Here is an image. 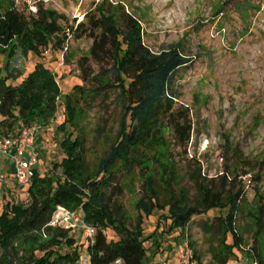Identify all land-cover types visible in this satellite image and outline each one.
Masks as SVG:
<instances>
[{
	"label": "trees",
	"instance_id": "trees-1",
	"mask_svg": "<svg viewBox=\"0 0 264 264\" xmlns=\"http://www.w3.org/2000/svg\"><path fill=\"white\" fill-rule=\"evenodd\" d=\"M122 15L118 17L116 9L103 3L77 24H69L65 15L42 3L26 14L15 0H0V54L6 56L8 69L6 75L0 73V127L11 131L19 120L49 123L61 90L56 74L39 58L44 48L47 53L49 47L62 49L69 37L93 40L90 56L80 61L81 68L87 72L89 59L100 66L93 77L96 89L116 90L121 110L115 139L109 140L97 166L90 169L84 140L78 135L73 138L77 128L66 127H77L81 110L76 111L78 100L73 91L84 93V86L76 84L64 96L67 116L56 129L69 131L60 142L64 156L43 175L35 168L32 182L24 185L28 191L25 202L12 198L6 187L7 192L1 194L0 264H74L81 258L84 242L77 240V231L50 225L58 205L72 210L82 207L86 221L96 227L95 242L87 246L92 264H149V254L157 250L146 244L154 240L158 229L146 235L144 223L156 212H161L158 221L183 232L195 216L213 209L223 211L201 223L204 234L217 242L214 257L218 264H227L245 246L237 217L247 182L237 175L231 178L227 170L217 185L199 169L192 176L194 197L177 183L174 147L188 146L194 128L189 109L176 107L171 86L194 57L178 45L153 52L143 40L139 22L130 14ZM19 48L26 57L33 54L36 62L20 83L13 84L9 80ZM170 133L175 144L167 140ZM57 167L63 169L62 175H56ZM136 175L144 182L135 204L138 214L132 220L120 199L126 180ZM257 212L255 243L248 255H254L255 264H264V201Z\"/></svg>",
	"mask_w": 264,
	"mask_h": 264
},
{
	"label": "rangeland",
	"instance_id": "rangeland-1",
	"mask_svg": "<svg viewBox=\"0 0 264 264\" xmlns=\"http://www.w3.org/2000/svg\"><path fill=\"white\" fill-rule=\"evenodd\" d=\"M20 11L34 12L38 4L63 14L69 24L83 20L85 13L100 4L117 10V16L130 14L141 26L145 44L155 53L178 45L194 57V62L179 71L172 83L176 107L188 108L193 122L191 141L186 147L174 148L178 186H185L191 196H196L192 176L201 170L218 185L222 174L229 170L230 176L246 183L245 198L241 203L237 225L243 233L245 246L227 264H255L254 255H248L256 234L255 215L264 201V0H15ZM117 6L123 7V9ZM93 40L88 37H69L62 49L48 48L49 52L39 58L52 69L59 81L61 96L57 110L49 123L32 121L37 127L34 145L38 151L35 168L38 174L54 166L64 156L60 142L66 132L56 130L67 113L64 96L76 84L84 86V93L73 91L78 100L77 127L67 125L73 138L79 136L86 145V157L90 169H95L99 158L114 140L119 128L120 107L115 100L116 90L96 89L93 77L101 70L91 59L84 73L80 61L90 56ZM12 79L18 84L34 68L36 58L26 57L19 48L15 53ZM6 56L0 54V73L6 75ZM18 78H14V77ZM89 78V79H88ZM79 98V99H78ZM2 120V117H0ZM18 122H21L20 120ZM167 140L175 144L174 134ZM173 144V145H174ZM56 175L63 169L57 167ZM14 180V178L12 177ZM162 183L161 179L157 180ZM143 179L136 175L125 182V191L120 199L128 215L134 220L138 214L136 201L141 197ZM258 194L255 195V188ZM9 194L18 202L27 199V187L12 184ZM163 194L161 197L164 199ZM0 196V208L3 206ZM85 214L82 207L74 209ZM216 209L208 214L195 216L182 232L172 230L161 212L145 219V234L157 230L153 241H147L157 252L150 255L149 264H167L187 243L199 254V261L218 264L214 257L217 242L204 234L201 223L212 221ZM158 224V225H157ZM158 228H157V227ZM112 236V232L108 233ZM77 240L83 241L81 257L88 255V241L77 232ZM230 241V239H229ZM184 246V245H183ZM218 250V249H217ZM22 252H19L21 255Z\"/></svg>",
	"mask_w": 264,
	"mask_h": 264
},
{
	"label": "built area",
	"instance_id": "built-area-1",
	"mask_svg": "<svg viewBox=\"0 0 264 264\" xmlns=\"http://www.w3.org/2000/svg\"><path fill=\"white\" fill-rule=\"evenodd\" d=\"M47 53V51L45 50ZM37 127L34 123L18 122L11 131L0 133V156L8 158L13 167L17 184L20 186L32 182L35 176V163L38 151L34 145ZM6 178L0 173V196L4 190ZM50 225L70 228L85 237L92 245L96 239V227L87 222L85 214L58 205L54 210ZM74 264H92L89 255L81 257ZM176 264H205L196 258L194 250L185 243Z\"/></svg>",
	"mask_w": 264,
	"mask_h": 264
},
{
	"label": "crops",
	"instance_id": "crops-1",
	"mask_svg": "<svg viewBox=\"0 0 264 264\" xmlns=\"http://www.w3.org/2000/svg\"><path fill=\"white\" fill-rule=\"evenodd\" d=\"M2 132L6 134L7 132H9V129L0 127V133H2ZM0 173L6 178V184H5L6 188L10 187V185H12L14 183H15V185L17 184L16 177L13 173L12 164L10 163L8 158H6L4 156H0ZM12 177L14 178V180L12 179ZM4 191L7 192V189ZM183 245H184V242L182 243V247H183ZM180 251H178L176 253L173 264L177 263V259H178V255H179ZM165 263L170 264L171 258L169 260H167Z\"/></svg>",
	"mask_w": 264,
	"mask_h": 264
}]
</instances>
